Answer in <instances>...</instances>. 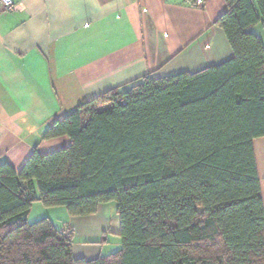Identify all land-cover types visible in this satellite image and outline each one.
Here are the masks:
<instances>
[{
	"label": "trees",
	"instance_id": "16d2710c",
	"mask_svg": "<svg viewBox=\"0 0 264 264\" xmlns=\"http://www.w3.org/2000/svg\"><path fill=\"white\" fill-rule=\"evenodd\" d=\"M224 4L231 59L110 90L45 130L68 147L0 165V264H264V0ZM36 202L72 218L113 204L120 249L75 258L68 230L27 223Z\"/></svg>",
	"mask_w": 264,
	"mask_h": 264
},
{
	"label": "crops",
	"instance_id": "0c3cea01",
	"mask_svg": "<svg viewBox=\"0 0 264 264\" xmlns=\"http://www.w3.org/2000/svg\"><path fill=\"white\" fill-rule=\"evenodd\" d=\"M13 2V13L0 6V165L16 172L34 149L46 156L68 147L67 137L43 140L45 130L108 91L148 75L193 74L232 58L213 25L226 10L224 0ZM253 149L264 203V138L255 139ZM93 224L104 226L100 239L116 237L115 206L70 218L65 230L81 238ZM101 242L108 244L106 237ZM102 247L73 248V255L93 260Z\"/></svg>",
	"mask_w": 264,
	"mask_h": 264
},
{
	"label": "rangeland",
	"instance_id": "374dc122",
	"mask_svg": "<svg viewBox=\"0 0 264 264\" xmlns=\"http://www.w3.org/2000/svg\"><path fill=\"white\" fill-rule=\"evenodd\" d=\"M255 34H257L263 41L264 44V31H262L261 27L258 26L255 29ZM70 218L63 208H46L41 203L36 202L32 205L29 216L27 217V223L32 224L34 222L48 219L53 226L58 229L64 231L67 225L70 224ZM108 221H113L111 216L107 215ZM104 226L99 224H93L90 228V234L79 237H74L72 235V247L75 250H99L102 247L103 254L107 255L110 253H115L120 249V240L112 233L109 235L103 236L100 239V233ZM69 234V233H68ZM106 237L108 244L104 245L102 239ZM90 248V249H88Z\"/></svg>",
	"mask_w": 264,
	"mask_h": 264
},
{
	"label": "built area",
	"instance_id": "2783aa9c",
	"mask_svg": "<svg viewBox=\"0 0 264 264\" xmlns=\"http://www.w3.org/2000/svg\"><path fill=\"white\" fill-rule=\"evenodd\" d=\"M203 0H198V4H202ZM0 6L4 14L13 13L16 11V6L13 0H0Z\"/></svg>",
	"mask_w": 264,
	"mask_h": 264
}]
</instances>
